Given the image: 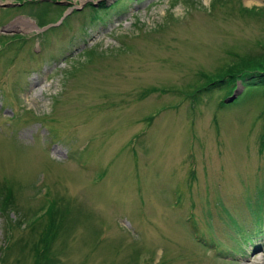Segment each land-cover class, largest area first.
Segmentation results:
<instances>
[{
  "label": "rangeland",
  "instance_id": "374dc122",
  "mask_svg": "<svg viewBox=\"0 0 264 264\" xmlns=\"http://www.w3.org/2000/svg\"><path fill=\"white\" fill-rule=\"evenodd\" d=\"M257 43L264 0H0L1 264L48 200L52 264H264Z\"/></svg>",
  "mask_w": 264,
  "mask_h": 264
},
{
  "label": "trees",
  "instance_id": "16d2710c",
  "mask_svg": "<svg viewBox=\"0 0 264 264\" xmlns=\"http://www.w3.org/2000/svg\"><path fill=\"white\" fill-rule=\"evenodd\" d=\"M257 44L260 47V50L264 54L263 45L261 43H257ZM233 66L234 65H232V66L225 65V67L228 69V71H229V69H232ZM251 69H252V71H256V72L263 74L264 73V62L253 65L251 67ZM244 72L245 71H243L241 73L244 74ZM241 73H239V74H241ZM230 74H231L230 72H226L222 76L217 77V78L231 76V81L229 82L228 85H226L228 87L231 83H233V79L239 75V74H237L235 76H232ZM245 74H247V72H245ZM207 77L208 76L206 74L201 72L200 76L198 77V79H199L198 81L199 82H201L202 80L207 81ZM257 78H259V77H257ZM216 80L217 81L212 82V85L215 84V85L219 86V79H216ZM263 82H264V78H263ZM210 86H211V83L209 82L208 84H204L201 89L205 90V89L209 88ZM154 91H156V89L151 88L149 91H147L146 93L141 95L140 98H143L145 95H148L150 92H154ZM198 91H200V90H198ZM185 100H186V98H185ZM261 116H264V108H263V112H262ZM153 119H154V117H150V118L146 119L147 122L149 123V125L151 124ZM142 134H144V132ZM259 146H260V151H261L262 148H264V122L262 123L261 135L259 137ZM16 189H17L16 185H13V182L10 179L4 178L0 181V216H1L2 220L4 221V235H5L4 238L6 240L8 239L9 232L13 229V224H15L11 220V218L9 217V214L11 213V211L16 210L15 209L16 204H15V198H14ZM44 193H45L44 194V197H45L47 195L48 191H45ZM55 202H56L55 200H48L47 204H45V203L42 204L40 206V208H38V210L34 213L35 221H33V223L31 224V225H33L32 228L30 227L31 229L35 228V225L44 216H46V217L52 216L53 217L52 223L48 225V233L45 236V238L43 239V243H42L43 246L40 247L39 246L40 244L38 243L34 247L36 255H38L34 261V264H49V263L52 264V262H51L52 259L50 257L46 256L44 253L50 249V247L52 246L53 240L58 235V234H56V231L59 230V227H62L58 223V220L65 219V214L63 216V214L61 212L56 211L54 209ZM4 247L0 246V254L4 250ZM1 260H2V258H0V264H1Z\"/></svg>",
  "mask_w": 264,
  "mask_h": 264
},
{
  "label": "bare ground",
  "instance_id": "6f19581e",
  "mask_svg": "<svg viewBox=\"0 0 264 264\" xmlns=\"http://www.w3.org/2000/svg\"><path fill=\"white\" fill-rule=\"evenodd\" d=\"M30 24H31V23H30ZM15 28H16V29H22V28L24 29V28H25V24H22V22H19V23L16 24ZM7 186H8V185H7Z\"/></svg>",
  "mask_w": 264,
  "mask_h": 264
}]
</instances>
